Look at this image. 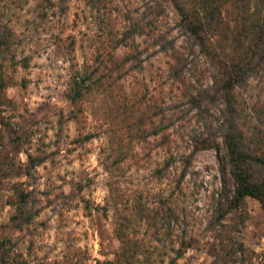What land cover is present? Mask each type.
<instances>
[{
  "label": "rangeland",
  "instance_id": "obj_1",
  "mask_svg": "<svg viewBox=\"0 0 264 264\" xmlns=\"http://www.w3.org/2000/svg\"><path fill=\"white\" fill-rule=\"evenodd\" d=\"M39 2L0 0V23L7 24L15 36L14 60L27 57L28 61L26 68L5 62L7 85L0 95V159L6 156L18 164L25 162L27 152L44 156L31 176L15 175L8 169L0 175V237L6 234L16 238V249L27 264H101L119 245L112 232L113 203L121 206L138 193L152 201L157 192L165 195L172 191L178 215L173 235L183 231L198 240V247L187 249L177 264H213L215 257L208 247L217 239L207 229V221L211 195L219 188L216 153L214 149L199 150L185 168L179 161L180 154L189 153V138L201 129L202 115L185 104L183 88H176L166 77L168 55L157 51L149 37H134L142 51V69L121 78V93L140 106H161L163 124L168 125L157 135L132 141L126 151L128 157L111 172L103 168L102 161L111 158L115 142L124 136L122 123L104 112L102 93L86 95L77 105L80 109L75 117H70V111L77 106L66 98L74 70L85 69L96 51L105 50L103 21L119 32L129 17L136 19L146 13L154 19L151 7L157 2L163 11L155 21V32L176 38V45L183 44L176 27L179 16L171 0H103L104 7L98 11L86 0H65L62 12L59 0H50L43 16L38 13ZM123 51L124 47H119L115 53L121 55ZM193 62L194 75L186 76L190 82L208 66L199 54ZM206 74L201 77L203 84L209 82ZM243 98L257 106L264 104V83L250 80ZM216 108L210 106L209 112L216 114ZM159 120L153 117L155 123ZM88 133L94 137L84 140ZM15 136L21 139L17 152L9 143ZM168 155L172 162L158 179L153 170L161 167ZM19 191L31 194L27 205L35 213L21 233L11 230L8 220ZM240 212L243 220L238 212L224 218L225 233L242 244V264H264V209L247 197ZM137 232L145 242L158 244L151 241V229L139 227ZM167 242L165 239L163 244ZM153 260V264H166L156 255Z\"/></svg>",
  "mask_w": 264,
  "mask_h": 264
},
{
  "label": "trees",
  "instance_id": "obj_2",
  "mask_svg": "<svg viewBox=\"0 0 264 264\" xmlns=\"http://www.w3.org/2000/svg\"><path fill=\"white\" fill-rule=\"evenodd\" d=\"M64 1L59 0L61 12ZM171 2L179 16L176 27L183 44L176 45V38L155 32V21L163 11L157 2L151 7L154 19L148 18L146 13L136 19L129 17L127 25L119 32L103 21L101 33L105 37L102 43L109 48L96 51L91 64L85 69L74 70L68 82L66 98L72 106H77L86 95L102 93L104 112L122 123L124 136L115 142L111 158L102 161L106 171H113L128 157L126 151L131 149L129 145L132 141L157 135L168 125L163 124L165 115L161 106H140V103L129 100L121 93V78L128 72L142 69V51L138 49L134 37L152 39L151 45L168 55L166 77L176 84V88H183L185 104L202 115L201 129L192 133L189 153L180 154L179 161L185 168L199 150L214 149L216 153L219 188L211 195V214L207 221V229L213 231L217 239L208 247L215 257L213 264H242L243 246L225 233L223 220L227 214L236 212L238 218L243 220L240 211L247 197L256 200L264 209V104L257 106L243 98L250 88V80L264 83V0ZM86 3L95 11L104 7L103 0H86ZM50 5V0H40L39 15L43 16ZM14 40L12 29L0 23V95L7 85L5 62L8 61L11 67L19 63L22 68L28 64L27 57L14 60ZM119 47H124L121 55L115 53ZM198 54L208 66L203 74L198 72L200 77L195 76L192 82L187 81L188 74L194 75L193 60ZM205 72L209 79L207 84H203L201 78ZM212 105L217 107L216 114L209 112ZM79 109L77 106L75 111L71 110L70 117H75ZM154 116L159 117V122L153 121ZM93 137L94 134L88 133L83 139ZM20 140L19 136L9 139L13 152L18 151ZM43 159L44 156L27 152L25 162L15 164L4 156L0 159V175L8 169L15 175L22 173L31 176L32 170ZM171 162L172 156L168 155L161 167L154 168L155 177L160 179L162 171ZM180 179L181 176L176 179V187ZM108 192L112 195L110 183ZM30 195L28 191H19L14 200L15 210L8 220L10 229L17 233L27 229L35 214L27 205ZM153 198L149 201L147 196L142 198L138 193L121 206L113 203L112 232L119 245L111 258H104L99 263L153 264V256L156 255L161 263L177 264L187 249L198 247V240L186 236L185 232L172 233L178 219L172 191L165 195L157 192ZM102 209L105 210L104 207ZM139 227L151 229V241L160 244V247L149 240L150 244L145 242L138 235ZM165 239L168 240L167 244H163ZM16 245V238L6 234L0 237V264H27ZM36 264L50 263L40 261Z\"/></svg>",
  "mask_w": 264,
  "mask_h": 264
}]
</instances>
